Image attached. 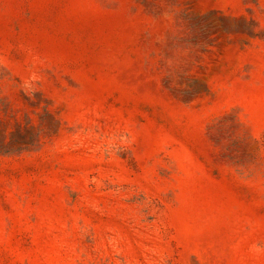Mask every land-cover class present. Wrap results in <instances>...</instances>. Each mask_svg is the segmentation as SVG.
<instances>
[{
    "label": "rangeland",
    "instance_id": "obj_1",
    "mask_svg": "<svg viewBox=\"0 0 264 264\" xmlns=\"http://www.w3.org/2000/svg\"><path fill=\"white\" fill-rule=\"evenodd\" d=\"M0 264H264V0H0Z\"/></svg>",
    "mask_w": 264,
    "mask_h": 264
}]
</instances>
